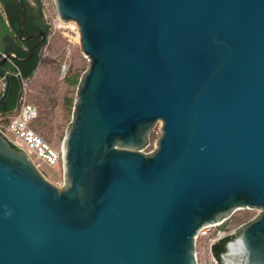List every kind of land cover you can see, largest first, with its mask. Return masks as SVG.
Returning a JSON list of instances; mask_svg holds the SVG:
<instances>
[{
    "label": "water",
    "instance_id": "obj_1",
    "mask_svg": "<svg viewBox=\"0 0 264 264\" xmlns=\"http://www.w3.org/2000/svg\"><path fill=\"white\" fill-rule=\"evenodd\" d=\"M0 52V104L9 81ZM88 65L61 140L62 184L0 133V264H196L194 234L256 206L208 244L264 264V0H52ZM1 115V113H0ZM161 121L149 152V128Z\"/></svg>",
    "mask_w": 264,
    "mask_h": 264
},
{
    "label": "rangeland",
    "instance_id": "obj_2",
    "mask_svg": "<svg viewBox=\"0 0 264 264\" xmlns=\"http://www.w3.org/2000/svg\"><path fill=\"white\" fill-rule=\"evenodd\" d=\"M30 3H33L29 0ZM43 20L48 24V31L44 42L38 49V61L27 78H23L20 84V96L33 103L38 113V127L36 130L53 146L61 144L64 128L70 120L71 107L75 87L81 71L88 65L86 55L79 48L78 31L75 21H60L54 12L52 0H39ZM61 61L67 63V70L63 77L58 74V66ZM76 74L77 81L69 83L64 77ZM71 99V102H68ZM34 122V120H33ZM33 124V123H32ZM161 121L158 119L149 128L146 142L141 151L152 150L160 133ZM34 127V124H33ZM9 138L13 136L6 131ZM38 164L39 170L51 182L57 185V177L60 171L58 163L48 166L39 161L34 154H30ZM256 206H240L233 209L226 216L224 232H230L240 227L256 215ZM208 243L205 238H194V255L196 264H218L207 252Z\"/></svg>",
    "mask_w": 264,
    "mask_h": 264
},
{
    "label": "built area",
    "instance_id": "obj_3",
    "mask_svg": "<svg viewBox=\"0 0 264 264\" xmlns=\"http://www.w3.org/2000/svg\"><path fill=\"white\" fill-rule=\"evenodd\" d=\"M13 64V62H12ZM67 63L61 61L58 66V74L63 77L67 70ZM37 116L36 106L19 96V102L9 116L4 118L0 115V133L7 137L16 147L22 148L38 168L37 162L31 157L34 154L39 161L51 166L56 163L60 165L57 185L62 184V165H61V146L51 145L34 127L33 120ZM8 131L13 138L6 135ZM39 170V168H38ZM40 171V170H39ZM41 172V171H40ZM42 173V172H41ZM43 174V173H42ZM44 175V174H43ZM45 176V175H44ZM223 221V220H222ZM220 222L214 224H204L199 227L194 234V238L202 236L207 243H211L222 234H225L223 228L219 226Z\"/></svg>",
    "mask_w": 264,
    "mask_h": 264
},
{
    "label": "trees",
    "instance_id": "obj_4",
    "mask_svg": "<svg viewBox=\"0 0 264 264\" xmlns=\"http://www.w3.org/2000/svg\"><path fill=\"white\" fill-rule=\"evenodd\" d=\"M28 9H25V15L22 21V34L33 32L34 29L42 27L44 29L45 35L48 31V24L45 23L42 17L40 9L39 0H31L33 3H30L29 0H21ZM34 16L33 20L28 18ZM19 17V5L16 0H0V27L5 32L9 34L13 32L15 37V45L13 47L14 52L18 56H24L28 48V43L26 41H19L16 37L17 30V20ZM6 20V21H5ZM45 35L42 41L34 48L30 57L24 61H14L9 68V81L7 85V93L12 91V93H18L20 95V84L23 78H27L32 74V71L38 61V49L41 44L44 42ZM64 80L69 83H74L77 81L76 74H69L64 77ZM68 102H71V99H68ZM34 128L38 127V113L34 119ZM10 144L16 147L12 142ZM219 223L220 227H225V221Z\"/></svg>",
    "mask_w": 264,
    "mask_h": 264
},
{
    "label": "flooded vegetation",
    "instance_id": "obj_5",
    "mask_svg": "<svg viewBox=\"0 0 264 264\" xmlns=\"http://www.w3.org/2000/svg\"><path fill=\"white\" fill-rule=\"evenodd\" d=\"M23 5H24V3H23ZM26 8L28 9V7L24 5V15H25V9ZM28 18H31L33 20L34 16L31 15V17L28 16ZM39 29L44 30L42 27H38V28L34 29V31L35 30H39ZM21 33H22V31H21ZM30 33H32V32H30ZM24 34H27V33H24ZM38 37L39 36L30 38V39H24V40H21V39H18V38L17 39L19 41H26V43H28V47H29V45L32 44ZM15 41L16 40H15V37H14L13 32H11L9 34L6 31L4 32L1 29V27H0V52L6 51V50H13L14 51L13 47L15 45ZM12 62L13 61L11 59H8L5 62V65H4L5 66V69H7L9 71V68H10V65H12ZM19 96L20 95L18 93H12V91H9L7 93V89H6V92H5V94H4L3 98H2V100L4 101V104L3 105L0 104V113H1V116H3L4 118H6L7 116L10 115V113L15 109L16 105L19 102Z\"/></svg>",
    "mask_w": 264,
    "mask_h": 264
}]
</instances>
